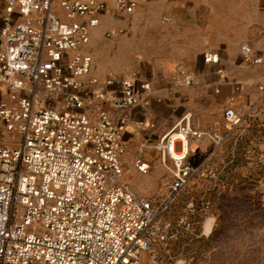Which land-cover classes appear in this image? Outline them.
Wrapping results in <instances>:
<instances>
[{
    "label": "built area",
    "instance_id": "built-area-1",
    "mask_svg": "<svg viewBox=\"0 0 264 264\" xmlns=\"http://www.w3.org/2000/svg\"><path fill=\"white\" fill-rule=\"evenodd\" d=\"M5 1L0 264H157L156 245L166 247L174 237L163 217L203 171V165L190 163L191 143L206 138L218 150L244 116L229 109L223 130L203 132L186 114L158 146L173 163L172 181L152 197L138 194L124 180L127 120L109 108L125 112L138 106L150 83L123 79L118 92L93 95L98 79L82 80L94 63L84 48L109 11L107 0ZM114 3L121 15L138 8L136 0ZM241 55L247 64L263 63L248 47ZM205 63L219 64L220 56L208 52ZM180 81L193 83L190 76ZM133 167L142 176L151 171L142 157Z\"/></svg>",
    "mask_w": 264,
    "mask_h": 264
},
{
    "label": "rangeland",
    "instance_id": "rangeland-1",
    "mask_svg": "<svg viewBox=\"0 0 264 264\" xmlns=\"http://www.w3.org/2000/svg\"><path fill=\"white\" fill-rule=\"evenodd\" d=\"M136 1L139 5L132 15L118 14L115 6L109 7L97 35L84 49L94 60L91 73L105 72L150 83L153 90V82L177 71V63L169 60L166 45L180 21H196L201 28L213 24L218 35L233 32L239 53L248 47L253 53L264 55V0H200L196 13L181 11V3L169 0ZM5 4V0H0V17ZM58 12L62 14L60 9ZM107 33L112 37L108 38ZM218 35L216 48L208 50L221 48L222 38ZM233 64L240 73H254L257 78L253 94L255 98L263 95L264 99V63L242 68L239 58ZM229 109L241 113L244 120L209 161L192 154L190 163L198 167L205 162L203 171L163 217L171 225L174 237L166 247L156 245L157 264H264V111L251 112L236 94L229 97L224 115ZM187 114L192 115L194 122L195 115ZM223 124L224 117L221 130ZM154 151L160 155L164 177L171 182L172 161ZM152 174L153 171L136 176L150 178ZM124 180L133 191L136 187L143 190L146 194L141 195L146 197L159 190L141 185L127 171ZM190 204L193 208H189ZM209 218L215 222L211 234L206 236L203 227Z\"/></svg>",
    "mask_w": 264,
    "mask_h": 264
},
{
    "label": "crops",
    "instance_id": "crops-1",
    "mask_svg": "<svg viewBox=\"0 0 264 264\" xmlns=\"http://www.w3.org/2000/svg\"><path fill=\"white\" fill-rule=\"evenodd\" d=\"M138 1L143 2L144 0ZM169 1L174 2L173 4L181 3L182 5H178L183 8L181 11L190 10L192 13H196L200 8V0ZM107 2L109 7L115 5L114 0H107ZM206 3L202 4L206 5ZM0 23L2 26L1 17ZM96 35L97 29L92 32V37ZM217 35L213 24L201 28L196 21H180L177 24V31L174 36L168 37L166 45L167 52L170 54L169 60L177 63L175 75L164 76L165 79L153 82V90L150 88L149 91L142 94L138 106L125 112L109 108L116 118L123 116L127 120V131L124 137L126 154L123 157V163L127 173L135 175L141 185H146L150 189H160L169 183L163 175L160 155L156 154L154 150H158L156 145H160L163 137L187 113L191 112L195 115L193 124L197 130L215 132L222 129L224 110L231 95L236 94L244 100L246 108H249L251 112L264 111L263 95L255 98L253 94L257 77L254 73H240L238 69L234 68L233 63L237 62L239 58L243 63L242 68L247 65L238 51L237 37L233 32L229 34L221 32L218 35L222 38L221 48L208 50L216 48ZM208 51L215 52L220 56L219 64L205 63V54ZM255 54L261 57L264 63L263 53L255 52ZM92 74L90 73L82 80L88 83L93 78L98 79V84L91 89L93 95L98 91L106 92L109 95L119 91L120 81L123 80L122 76H112L105 72ZM186 76L192 77L191 85H185L180 81ZM109 78L115 80L114 86L107 87L105 85V81ZM4 97H6L5 94ZM191 151L195 156L203 158L205 162L216 154L212 143L206 138L193 141ZM161 156L163 158L162 154ZM139 157L151 164L152 177L138 178L136 176L138 172L135 171L133 163ZM205 162L202 164L203 166ZM135 190L138 194H146L140 188L136 187Z\"/></svg>",
    "mask_w": 264,
    "mask_h": 264
},
{
    "label": "bare ground",
    "instance_id": "bare-ground-1",
    "mask_svg": "<svg viewBox=\"0 0 264 264\" xmlns=\"http://www.w3.org/2000/svg\"><path fill=\"white\" fill-rule=\"evenodd\" d=\"M191 149V147H190ZM214 222L215 220L213 218H209L206 220L205 224H204V233L206 236H209L213 230V226H214Z\"/></svg>",
    "mask_w": 264,
    "mask_h": 264
}]
</instances>
